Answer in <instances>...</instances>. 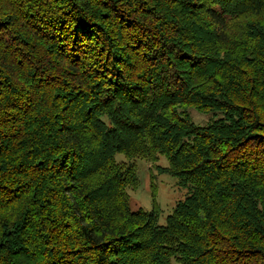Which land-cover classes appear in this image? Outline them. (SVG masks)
I'll return each mask as SVG.
<instances>
[{"label": "trees", "instance_id": "16d2710c", "mask_svg": "<svg viewBox=\"0 0 264 264\" xmlns=\"http://www.w3.org/2000/svg\"><path fill=\"white\" fill-rule=\"evenodd\" d=\"M0 264H264V0H0Z\"/></svg>", "mask_w": 264, "mask_h": 264}, {"label": "rangeland", "instance_id": "374dc122", "mask_svg": "<svg viewBox=\"0 0 264 264\" xmlns=\"http://www.w3.org/2000/svg\"><path fill=\"white\" fill-rule=\"evenodd\" d=\"M185 112L195 125L202 128L222 117V114L201 112L195 108H188ZM123 159L122 155L117 156V160ZM135 162L141 182L136 190L130 191L131 207L133 210L141 208L149 212L154 208L155 200L160 208L159 224L166 225L167 218L172 214L175 206L186 199L188 190L181 188L175 177L158 173L157 165L162 167L169 165L166 157H161L155 165L145 160ZM159 171H161L160 167Z\"/></svg>", "mask_w": 264, "mask_h": 264}]
</instances>
